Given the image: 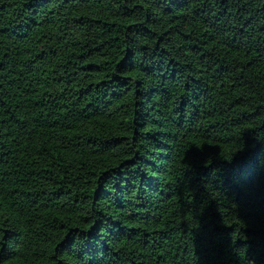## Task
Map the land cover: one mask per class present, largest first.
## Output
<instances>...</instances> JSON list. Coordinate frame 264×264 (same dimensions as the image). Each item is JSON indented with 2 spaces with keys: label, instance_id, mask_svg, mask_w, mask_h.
<instances>
[{
  "label": "trees",
  "instance_id": "trees-1",
  "mask_svg": "<svg viewBox=\"0 0 264 264\" xmlns=\"http://www.w3.org/2000/svg\"><path fill=\"white\" fill-rule=\"evenodd\" d=\"M192 140H264V0H0V264H82L100 221L104 264H198Z\"/></svg>",
  "mask_w": 264,
  "mask_h": 264
},
{
  "label": "snow or ice",
  "instance_id": "snow-or-ice-1",
  "mask_svg": "<svg viewBox=\"0 0 264 264\" xmlns=\"http://www.w3.org/2000/svg\"><path fill=\"white\" fill-rule=\"evenodd\" d=\"M171 2L180 4V0ZM130 67L136 69L137 66ZM130 74L138 76L140 73ZM182 164L187 167L177 179L186 208L195 209L198 264H264V140L259 144L250 141L231 157L221 156L192 140ZM173 183L175 181H170V186ZM184 189L195 203L184 197ZM225 196L229 218L236 213L244 221V227L239 221L235 227L225 225L219 211L224 206ZM103 223H89L88 230L80 234L76 256L82 264H104L110 237L102 234ZM66 243L73 241L69 239ZM0 247L6 248V244ZM3 259L0 256V262Z\"/></svg>",
  "mask_w": 264,
  "mask_h": 264
}]
</instances>
